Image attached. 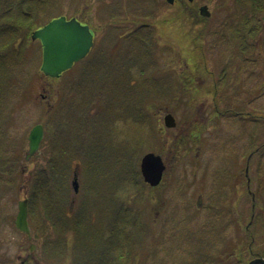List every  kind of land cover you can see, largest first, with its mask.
<instances>
[{
    "label": "rangeland",
    "instance_id": "374dc122",
    "mask_svg": "<svg viewBox=\"0 0 264 264\" xmlns=\"http://www.w3.org/2000/svg\"><path fill=\"white\" fill-rule=\"evenodd\" d=\"M15 1L19 2L21 0ZM153 1L43 0L41 2L39 0H26L27 5L35 3L34 6L40 9L41 16L39 15V19L41 21L46 19V15L58 16L63 14L67 17H77L86 22L94 30L95 42L92 51L86 59L76 63L69 73L58 80L51 79L45 75L44 77L40 73L42 63L40 46V51L38 49L32 50L33 48L25 49L26 47L19 53H15L13 49L7 51L5 57L0 60V86L5 87L4 95H0V97L8 98L5 103L9 105H5V113L9 114L10 110L13 109L11 112L17 110V113L22 114V117L21 119L16 117L13 119L14 121H10L6 126V123L4 124L3 122L0 135L3 136L5 132V137H3L4 144L9 147L6 152L12 154V149L16 148L11 146L19 148L22 143L20 138L24 134L26 147H21L18 152L20 151V153L27 156L30 130L43 118L47 119L46 121L49 120L45 116L46 110L55 101L58 103L63 87L69 85L70 82L74 84V81L85 78L83 91L80 94L77 89L74 90L75 93L73 91L74 101L79 102L83 98L94 96L96 89L94 83L96 81H114L118 73L123 79V75L120 72L123 69V65L126 64L124 60L131 56L129 52L125 51V47H129L132 44L123 36H120L116 26L117 19L123 20V26H126L125 22L132 19H136L139 23L140 17L144 19L145 15L154 8L155 17L151 20L141 19L140 23L147 22L149 24L148 27H144L153 34L151 37L149 36V41L154 42L157 39L158 47L154 53L151 52L150 54L132 50L136 55L138 80L132 87L128 86L127 89L122 90L123 94H132L135 100L128 102L129 97L127 96V100L126 96L122 95L117 87H107L106 98L101 101L99 99V104L94 109L98 111V108H101L100 114L97 112L95 115L96 118L93 120L95 126L92 130L95 128L96 132L103 131L105 138H111L110 133H114V139L117 143L116 147H121L119 144L124 141H127L128 144L136 145L139 141H145L150 138V127L145 123L141 124L133 121L134 117L140 116L139 113L141 112L138 111L137 104L142 102L149 110L152 119L155 120L161 132V140L155 146H161V155L167 165L164 184L161 187L162 190L156 189L158 194L156 202L158 206L154 204L156 210L153 209L154 206L152 204L148 207L153 209L152 218L154 217V221L144 217V214L151 210L144 209L140 213L143 215L141 219L148 222L150 229L148 232L147 226L140 233V239H143L141 246L144 247L140 250L143 253L140 251L132 253L133 257L128 260L130 261L128 264H134L136 260L138 261L136 262L137 264L194 262L196 252L193 248L196 244L199 246L200 243L203 246L202 249L205 250L207 247L210 248L213 243H216L219 248L225 247L224 251L229 253L228 256L231 254L233 256L230 258V262L224 264H241L234 253H231L234 250H231V248L241 243L239 241L240 237H242L243 243L248 245L249 235L244 231V227L248 230L249 219H252L251 224L254 226L256 247L264 248V149H261V144L264 142V94L250 106L252 112L259 114V117L262 115L261 121L259 120L257 123L252 120L254 122L251 121L250 125L236 120L232 115L230 116V113L225 111L228 107L225 104L215 107L211 103H204V98L212 97L214 90V85L211 81L212 76L215 75L221 78L222 74L226 73L221 71L226 65L224 54L229 57L231 48L229 43L224 42L223 35L227 34L225 30L227 24L225 23H229L228 20L233 17H242L245 10L240 6L234 9L233 1H211L209 6L211 16H202L206 18V24L204 25L205 27L199 28L185 22L189 19L190 14L192 16L195 14L193 4H189L186 9V6L179 5L178 1H174V3H170L168 0H155V3ZM0 2H2L3 6L6 4L16 5V2L11 0H0ZM183 23L188 25L185 26ZM3 38L5 36L0 37V41L4 40ZM211 38L212 40L217 38V40L211 43ZM36 44H39V42L36 43L35 41ZM213 48L215 50H212ZM153 55L157 57L156 60ZM183 57H187L189 67H183ZM143 58L145 59L146 67L143 65ZM107 67H109L107 77L105 79H97L98 76L102 75V69ZM119 67L121 68L120 71H118ZM138 68H143L146 72L139 74ZM209 70L212 71L211 75ZM116 71L117 73L115 74ZM178 73L181 76L180 79ZM104 75L106 76V71ZM243 75L236 73L230 77V80L228 76L225 79L221 78L219 87L224 88V93H220V97L226 98V96L235 94L239 96L242 92L241 89L244 88ZM204 77L205 82L202 81ZM251 77L253 78L254 76L251 75ZM227 79L229 82H227ZM6 82L7 86L4 85ZM245 85V88L249 87L248 90L251 91L257 86L253 82ZM14 88L19 90L20 93L22 90L26 92L22 109L18 108V103L21 100H12V98H18L16 94L12 95ZM233 88L238 92L231 94L230 92ZM182 90H184L183 93ZM262 91L264 93V87ZM42 94L48 97L47 100L42 97ZM257 95L255 94L254 96L257 97ZM186 100L189 102L187 105L184 104ZM128 107L131 109L130 114L128 113ZM134 109H136V112H134ZM168 112H171L176 119L177 125L175 128H167L165 126L164 117ZM102 114L104 116L102 118L104 124L100 119ZM212 114H217V118H214ZM74 116L78 118V115L74 114ZM20 122L22 123L21 126ZM110 122L111 125L109 126ZM47 124V127L44 125L45 134L49 133L52 135L56 124L53 120ZM257 127L259 128V135L255 137V144L252 145L251 135L255 136L254 133ZM247 142L251 143L250 157L247 156V153L245 155L242 153L243 147ZM48 143H50V140L46 141L44 137L40 147L41 156L39 158L33 156L27 160L24 156L22 157L19 169L24 165L26 168L25 173L18 175L16 172L15 177H20L22 181H26L28 175L32 173L35 167L48 165L46 160L48 156L45 157L46 152L50 149ZM179 143L180 145H178ZM53 144L55 148L58 147L57 142L54 141ZM200 145L201 148L199 150ZM254 146L256 154L253 158L252 150ZM122 147L125 150L129 149L128 146ZM116 150V148L109 147L104 150V155L108 156L113 152L117 153L118 151ZM257 152H261V154L257 155ZM228 174L229 180L227 179ZM247 178L249 183H247ZM80 183L82 185L83 181H80ZM230 183H239L242 185V189L246 191L249 184L248 189L250 190V196L245 194L239 201L238 208L235 211L231 208L232 212L228 211L230 208L224 207L226 205L231 207L229 203L231 199L228 194L233 188ZM2 184L1 182L0 195L2 194ZM19 184L18 179H16L13 186L9 183L6 187L9 193L4 203L6 202L8 206L6 210L10 211L11 218H14L18 212L19 201L26 197V185ZM229 186L230 189L228 190ZM255 191L258 193L259 202L258 211L253 216L250 211L248 212L247 208L249 206V210L251 209L252 200H249V198H255L251 194V192L255 194ZM219 194L222 197H219ZM212 195H216L219 198L214 200ZM198 197H202L203 208L201 209L197 206ZM2 203L3 201L0 200L1 205ZM156 211L160 213L158 217L155 216ZM165 219L167 220L166 222H164ZM226 220L229 222L233 221L232 226L229 228L225 224ZM153 225L156 228L155 232L152 230L154 237L150 227ZM11 226H13L12 223ZM199 229L201 233L198 234ZM10 231V264H15L14 258L17 249L12 241L18 240V232L12 228ZM73 233L69 235V242L71 243V248L74 249V256H77L81 252L78 245L75 244L74 246V242L77 239ZM151 242L156 243L154 245V255L148 254V247ZM78 243L80 244V241ZM31 245L33 247L32 250L30 248ZM75 247L77 248L75 249ZM111 247H113V251L107 254L104 260L106 259L111 264H114L119 259V254L123 248L119 244L117 246L111 245ZM26 248L27 254L30 253L33 256L28 261V264H63L62 262H64L63 259L58 261L53 256H48V254L47 257L41 245V239L38 242L26 237ZM4 252L5 245H3V234L0 230V264H3L1 259ZM85 253L83 250L82 254L86 255ZM243 253V256L249 257L246 252ZM4 255L6 254L4 253ZM76 258L72 257V260H76Z\"/></svg>",
    "mask_w": 264,
    "mask_h": 264
},
{
    "label": "trees",
    "instance_id": "16d2710c",
    "mask_svg": "<svg viewBox=\"0 0 264 264\" xmlns=\"http://www.w3.org/2000/svg\"><path fill=\"white\" fill-rule=\"evenodd\" d=\"M39 1L43 2V0ZM153 3H155V0ZM239 5L241 8L244 7V0H240ZM27 16L28 19L25 18L27 19L25 22L26 39L30 41L32 40L33 29L39 25L36 23L38 19L30 18L32 17L31 14ZM145 16L144 19L146 20L154 18L155 9L152 8L151 12ZM141 19L144 20L140 17L139 23L135 20L134 27L138 26L137 29L124 37L132 44L125 47V49H129V53L132 54L134 53L132 50H138L139 53L142 52L143 54L154 53L158 47V41L157 39L154 42L149 41V36L151 37L153 34L149 29L144 28L145 26L140 25ZM18 26V24L12 23L10 18L6 19V24H0V37L5 36L4 41H0V48L4 49L5 52L10 49L15 52V43L19 38V33H17L19 29L16 28ZM3 42L5 45L1 44ZM153 57L155 60L157 59L156 56L153 55ZM143 65L146 67L145 59ZM71 70L65 72L62 76ZM102 70V75L97 77L99 80L106 77L104 75L106 69ZM145 72L146 70L143 68L138 70L139 74ZM40 73L44 76L42 71ZM85 80L83 78L74 81V84L69 81V85L63 87L62 95L56 106L57 109L53 108L50 109V112L46 111L45 116L49 120L46 121L47 119L43 118L40 121L47 127V123H51L53 120L56 126L52 135L45 134V140H50V143H48L50 149L45 154V157L48 156L46 158L48 165L35 167L25 181L29 223L32 231L39 235L46 256L47 254L50 257L53 256L58 261L63 259L64 262L61 261L63 264H89L88 260L95 256L94 252L100 246H117L118 244L123 248L119 254V259L122 261L120 264H128L130 262L128 260L133 257L132 253L138 251L137 248L143 244L140 233L148 226V222L141 219L143 215L140 213L144 209H149L150 204L156 210L155 205L158 206V203H156L158 200L156 189H161L164 184L163 180L158 187L148 185L140 170L141 158L146 152L154 151L161 154V146H155L161 140V132L155 120L152 119L149 110L142 102L137 104L138 111L141 112L139 113L140 116L134 117L133 121L147 124L151 130L150 138L139 141L136 145L124 141L119 144L121 147H116L114 133H110L111 138H105L103 131L96 132L95 128L92 130L95 126L93 121L96 118L95 115L97 112L100 114L101 108H98V111L94 109L99 104L98 100L101 101L107 96V93H105L107 90L105 83L107 81H96L94 83L96 88L94 96L76 102L74 101L73 91L77 89L80 94L83 91ZM80 98L82 97L80 96ZM134 110L136 112V109ZM130 112L131 109L128 107V113L130 114ZM74 114L78 115V118H75ZM102 118H104L103 114L100 118L103 123ZM251 118L258 123L259 114L252 112ZM258 130L257 127L256 134L254 133L255 136L251 135L252 145L255 144V137L259 135ZM54 141L58 143L57 148L53 144ZM122 146H128L129 149L125 150ZM109 147L116 148L118 152L105 156L104 150ZM254 148L255 146L252 150L253 158L256 154ZM261 149H264V142L261 144ZM259 154L261 152H257V155ZM23 156L26 155L20 152L16 157L7 152L0 153V179L5 175L10 179L15 178L16 172L18 175H22V169H19V167ZM14 158L18 159L16 160L17 166L13 169L11 164ZM77 167L80 172V181H83V184L80 183V191L77 194L76 202L71 207L73 190L70 186V180ZM14 184L15 181L11 180L10 185L13 186ZM232 188V193L229 196L231 207L229 205L224 206L230 208L229 212L238 208V203L243 195L241 184L235 183ZM251 194L255 198H249V200H252L250 212L251 215L255 216L256 211H258L259 198L257 191H255V194L252 192ZM219 195V197H222L221 194ZM219 197L214 199L216 200ZM153 209H149L151 211L144 214V217L151 219ZM240 220L239 222H241ZM232 223L233 221H225L226 226ZM251 223L252 219H249L248 230L244 227V231L249 235L248 245L243 243V239L240 237V240H238L242 244L233 247L232 253L240 260L241 264H248L253 258H264V248L256 247L254 226ZM149 229L148 226V232ZM70 233H73L76 237L77 241L74 242V246L75 244L78 245L81 252L77 256H74V249L71 248L69 242ZM81 249L86 252V255L82 254ZM243 252H246L249 257L243 256ZM72 257L77 258L72 260ZM136 262L138 261L136 260L134 264H137Z\"/></svg>",
    "mask_w": 264,
    "mask_h": 264
},
{
    "label": "flooded vegetation",
    "instance_id": "af4514ba",
    "mask_svg": "<svg viewBox=\"0 0 264 264\" xmlns=\"http://www.w3.org/2000/svg\"><path fill=\"white\" fill-rule=\"evenodd\" d=\"M13 2H16L15 0H11ZM19 1V0H18ZM178 1V2H177ZM211 1H216V0H175V2L179 3V5L182 6H186V9L188 8L189 4H193V6L195 7V14L194 16H192V14L189 15V19L186 20V23H190L192 26L194 27H199V28H203L205 27L204 25L206 24V18L202 17L204 15H202L201 13V7L202 6H207V11L210 12L211 14V10H210V2ZM228 1H233L232 5L234 4V9L238 8L237 6H240V0H228ZM245 2V6L242 7L244 11L243 16L242 17H233L231 19L228 20L229 23H225L227 24L225 27V30L227 31L226 35H223L224 37V42L229 43L230 44V48H231V52L229 53V57H227V55L224 54V59L226 62V65L222 68L221 71H225L226 73L222 74V79L226 78L228 76V79L230 80V77L236 73L238 74H244L243 75V79L242 82L244 83V88L241 89V94L243 95H239L235 94V95H230V96H226V98H222L220 97V93H224V88L219 87V83L222 80L219 77H216L215 75L212 76L211 81L214 85V90L212 92V97L211 98H204V103H211L213 105L219 106L221 104H225L227 107V109L225 111H227L228 113H230V116L232 115V117H234L236 120H240L242 123L244 124H251L252 121V111L250 110V106L252 105V103H254L255 100H257L258 98H260L261 96H263V87H264V0H244ZM12 3V2H11ZM16 5H2V2H0V24H6V19L10 18V21L14 24H18L19 26L16 27L17 29H19L17 31V33H19V38L18 40H16V45H15V52L19 53L20 51L24 50V47L27 48H33L32 50L38 49L40 51L41 49V56L43 54V46H42V42L40 39H33L28 41L26 39V33L27 31L25 30V22L28 19V14H31L32 17L30 18H36L37 20V25H39L37 28L33 29V31L42 28L44 25H46L50 20H52L53 18L57 17L55 15L53 16H47L46 15V19L41 21V19H39V15L41 16V12L40 9H37L36 6L34 5H27L26 0H21L19 2L15 3ZM32 6H34L32 8ZM232 7V6H231ZM232 7V8H233ZM184 10V8H183ZM197 10V11H196ZM196 15V16H195ZM211 16V15H210ZM210 16H205V17H210ZM27 18V19H25ZM69 18V17H68ZM71 18V17H70ZM25 19V20H24ZM135 20L136 19H132L131 21H127L126 26H123V20H119L117 19L116 22V26H117V31L120 32V36L126 37L127 35L131 34L133 31H135L137 29L138 26H135ZM208 20V19H207ZM82 21V20H81ZM210 21V19H209ZM82 23L86 24V22L82 21ZM186 23H183V25H188ZM141 26H148L149 24L147 22H142L140 23ZM139 25V26H140ZM207 27V26H206ZM32 31V32H33ZM92 32L94 33V30L92 29ZM95 35V33H94ZM209 37V36H208ZM213 34H212V38H213ZM212 38L210 39L211 43L214 42V40H217V38H214V40H212ZM4 41V40H2ZM35 41L36 43L39 42V44L35 45ZM2 45H5L4 42L1 43ZM40 46V49H39ZM212 50H215L214 48ZM30 51V50H29ZM127 52H130V50H125ZM6 55V52L4 51V49L0 48V60L2 58H4ZM130 57L125 61V65H123V69L121 70V66L119 67L118 71L121 70V75H123V79H121L122 77L120 76V74L118 73V76L115 77L114 81L111 82H107L106 86L107 87H113L116 88L120 91V93L122 95L126 96V99L129 97L128 102H131L132 100H135V97L132 96V94L126 95L122 93V90H125L129 87H132L133 84L136 82V80H138L137 77V61H136V55L133 53H130ZM121 57L123 58V56L121 55ZM184 58V57H183ZM228 58V59H227ZM182 62L184 63L183 67H189L188 64V59L187 57H185ZM228 68V70L226 71V69ZM109 67L106 68V77L107 74L109 73ZM210 75L212 73L211 70H209ZM208 72V74H209ZM117 73V71L115 72V74ZM179 74V73H178ZM251 75H253L254 77L252 78ZM120 76V77H119ZM185 76V75H184ZM240 76V75H239ZM179 79L181 78L180 74H179ZM58 80L59 78H53ZM121 79V80H120ZM227 79V82H229V80ZM263 80V81H262ZM202 81L205 82V77L202 79ZM251 82L255 83L256 88L251 90H248L249 87L246 89L245 88V84L246 83H250ZM5 86H7V83L4 84ZM46 87V86H45ZM39 89V87H38ZM254 91V93H253ZM5 92V87H1L0 86V95H4ZM184 92V90H182V93ZM235 92H238L237 90H235L234 88L231 89V94H234ZM16 94L18 98H12V100L17 101V100H21L20 103H18V108L22 109L23 108V100H25L26 97V92H24V90L20 91L19 90H15L12 92V95ZM258 94L257 97H255L254 95ZM128 96V97H127ZM42 97H44V99L47 100V96L45 94H42ZM24 98V99H23ZM8 99V98H7ZM5 98H1L0 97V132L1 128H2V123L4 122L5 126L8 125V123H10V121H14L13 119H15L16 117H19V119H21L22 114L17 113V110H15L14 112H11L12 110H10V113L7 114L5 113L6 111V106L5 105H9L6 104V100ZM189 102L186 100L185 101V105H187ZM57 101H55L53 104H50V108L48 110L47 108V112H50V109H57ZM46 112V113H47ZM214 118H217V114H212ZM262 116V115H261ZM261 116L258 118L261 121ZM258 120V121H259ZM254 122V121H252ZM21 122H20V126H21ZM260 127H261V123L259 122ZM247 125V126H248ZM4 128V127H3ZM5 137V132L2 135H0V153L1 152H6L7 150H9L8 145L4 144V138ZM25 135L23 134L20 138V142H22L19 145V148L13 147L12 148H16V149H12V156L16 157V155L20 152H18V150L21 149V147L25 146ZM250 142H247V144L243 147V155H245L247 153V156L250 157L251 153H250ZM201 148V145L199 146V150ZM198 150V152H199ZM41 152V150H40ZM35 157H40V153L39 155L36 154L34 155ZM18 158H14L11 166L13 167V169L17 166V160ZM22 161H20V165H21ZM8 166H10L9 164H7ZM247 166V165H246ZM230 168V167H229ZM22 169V175L25 173V167L23 165ZM166 172V171H165ZM247 175V174H246ZM16 179H18V183H20L21 185L25 184V180L22 181L21 178H12L10 179L7 175L3 176L0 179V183L2 182L3 184V188H2V194L0 195V200L3 201L2 205L0 204V230L3 234V245H5V254L3 253L1 262L3 264H10L11 259H10V244H11V240L9 238L10 235V229L12 228L13 230H16L18 232V240L17 241H12V243H14L16 245V255L14 258V263L15 264H28V261L33 257L32 254L28 253L27 254V248H26V237L27 234L23 231H21L20 229H18V227L16 226V215L14 218H11L10 215V211L6 210L8 208V206L6 205V202L4 203V201L7 200L8 198V188H6L10 181H16ZM227 179L229 180V174L227 176ZM247 183H249L248 178H247ZM19 184V185H20ZM230 186L234 187V183H230ZM230 186L228 188V190L230 189ZM247 191L245 189H243V195L242 197L245 196V194L248 193V195L250 194V190L249 188V184L247 185ZM1 190V188H0ZM232 191L228 194L229 196L231 195ZM215 197H217L216 195H214ZM213 195V199L215 198ZM215 200V199H214ZM244 202V201H243ZM197 206L199 207V209L203 208L202 206V197H198V201H197ZM248 212L249 210V206H248ZM160 215L159 212H155V216L158 217ZM151 220L154 221V217H151ZM167 220L165 219L164 222H166ZM11 223L13 224V226H11ZM155 223V222H152ZM249 223V221H248ZM230 226H232V224H230L229 226H227V228H229ZM213 228V227H212ZM155 226H151V230H153L155 232ZM152 231V235L154 237V233ZM33 236H31V238H29L30 240H37L39 242L40 237L37 233L33 232ZM201 233V230L199 229L198 234ZM164 235V233H162ZM156 243L155 242H151L152 247H148V254L151 255L154 252V245ZM160 244V243H158ZM196 246H198L196 244ZM195 246V247H196ZM193 248L195 249V260L194 262L191 261H184L181 264H224V263H228L230 262V258L233 256V254H231L230 256L228 252H225L224 249H226L225 247H221L219 248V246L216 243H213L210 248H206L202 249L203 246L200 245L197 248ZM31 250H32V245H31ZM144 247L139 246L137 248L138 251H140L141 253H143L140 249H142ZM166 249V248H164ZM233 249V247L231 248V250ZM229 250V251H231ZM113 251V247L111 246H100L98 249L95 250V256H93L92 258H90L88 260L89 264H111V262L107 261L106 259L104 260V257H106L107 254L111 253ZM232 253V251H231ZM154 255V254H153ZM226 255V257H225ZM98 257V258H97ZM189 259V258H188ZM187 259V260H188ZM122 261L120 259L116 260L114 262V264H120Z\"/></svg>",
    "mask_w": 264,
    "mask_h": 264
},
{
    "label": "water",
    "instance_id": "95a60500",
    "mask_svg": "<svg viewBox=\"0 0 264 264\" xmlns=\"http://www.w3.org/2000/svg\"><path fill=\"white\" fill-rule=\"evenodd\" d=\"M174 1L168 0L170 3H174ZM201 13L204 16H210L207 6L201 7ZM32 37L40 39L43 45L42 72L46 76L53 78L60 77L62 73L71 69L76 62L86 57L94 44V34L90 26L82 24L76 17L67 19L65 15L57 17L42 28L35 30ZM164 121L167 128H175L177 125L176 119L171 112L166 113ZM43 138V125H35L28 136V159L39 150ZM166 168L167 165L163 156L154 151L145 153L141 159V173L145 182L150 186L156 187L160 185ZM71 185L73 189L71 207H73L80 191L78 167L71 180ZM16 226L31 238L27 198L19 201ZM248 264H264V258H254Z\"/></svg>",
    "mask_w": 264,
    "mask_h": 264
}]
</instances>
